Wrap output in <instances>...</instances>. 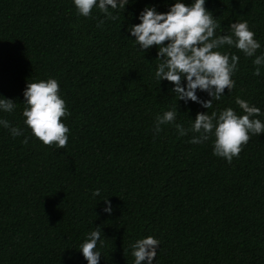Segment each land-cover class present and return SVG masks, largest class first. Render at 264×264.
Returning <instances> with one entry per match:
<instances>
[{"label": "trees", "instance_id": "trees-1", "mask_svg": "<svg viewBox=\"0 0 264 264\" xmlns=\"http://www.w3.org/2000/svg\"><path fill=\"white\" fill-rule=\"evenodd\" d=\"M172 3L129 0L112 20L98 9L78 16L72 0H0V96L17 103L0 118L24 129L13 138L0 127V264H87L79 245L94 227L104 234L99 264H134L131 245L147 236L160 241L153 264H264V134L231 163L213 155L215 137L190 143L197 112L242 115L241 98L264 113V68L254 75V57L225 45L240 58L231 93L208 110L178 101L155 78L157 49L140 52L125 38L146 6L164 13ZM205 7L218 35L247 20L264 53V0ZM49 77L71 113L61 118L70 129L63 148L44 145L23 123L27 83ZM176 105L188 134L174 125L155 134L156 116Z\"/></svg>", "mask_w": 264, "mask_h": 264}, {"label": "clouds", "instance_id": "clouds-1", "mask_svg": "<svg viewBox=\"0 0 264 264\" xmlns=\"http://www.w3.org/2000/svg\"><path fill=\"white\" fill-rule=\"evenodd\" d=\"M72 3L78 16L89 18L93 10L98 9L106 18L116 20L118 17L113 12L118 9L125 11L129 0H72ZM205 5L206 0H191L190 4L186 0H173L164 13L155 6H146L137 17L139 23L128 27L125 38L133 41L140 52L155 47L156 60L159 61L155 78L160 84L169 82L171 93L178 97V101L196 103L208 110L214 100L219 101L225 96V89L231 93L235 87L232 77L238 70L240 58L221 49L227 45L242 51L245 57H254L256 76L264 68V53L257 55L262 45L247 20L231 23L230 34L218 35L217 29L221 27L217 23L218 18ZM198 93H206L210 99H202ZM23 96V123L31 134L46 146L65 147L70 129L61 118L66 120L71 113L60 93L59 80L49 77L27 83ZM236 104L242 115L231 107L219 113L197 112L195 119H191L190 131L198 135L193 136L190 143L203 144L215 137L213 155L231 163L251 136L264 134V120L258 118L264 115L261 109L241 98L236 99ZM16 107L14 100L0 96V112L13 113ZM178 115L177 105L158 114L154 133L162 132L163 125H174L180 136L187 135L189 130L176 123ZM0 127L8 129L13 138L24 136V129L12 126L7 119L0 118ZM27 142L28 137L25 136L24 143ZM92 196H100V190L93 191ZM103 202L105 207L102 211L110 215L113 211L111 201L104 199ZM102 236V228L94 227L79 245V252L87 264H99L102 257L100 248L104 245ZM131 248L134 264H153L160 241L147 236L137 239Z\"/></svg>", "mask_w": 264, "mask_h": 264}]
</instances>
